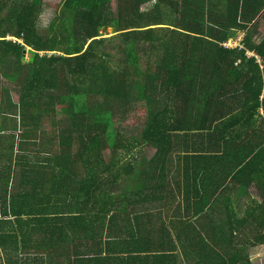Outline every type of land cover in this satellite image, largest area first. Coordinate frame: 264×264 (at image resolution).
Masks as SVG:
<instances>
[{"label": "trees", "instance_id": "1", "mask_svg": "<svg viewBox=\"0 0 264 264\" xmlns=\"http://www.w3.org/2000/svg\"><path fill=\"white\" fill-rule=\"evenodd\" d=\"M43 1L0 0L5 253L264 264V0Z\"/></svg>", "mask_w": 264, "mask_h": 264}, {"label": "crops", "instance_id": "2", "mask_svg": "<svg viewBox=\"0 0 264 264\" xmlns=\"http://www.w3.org/2000/svg\"><path fill=\"white\" fill-rule=\"evenodd\" d=\"M251 190H253V194ZM250 193L252 194V196H258L257 190L253 188L250 189ZM239 203H242L243 205L242 198L237 203V210L239 209ZM38 247L39 249L33 252H16L15 254H11L10 256L9 254L5 253L4 248L0 243V264H99L96 263V261H98L96 260L98 259L97 255L96 257L95 255H83L79 258H76L75 260H72L70 259V257H62V255L60 254L47 253V251H45L44 249L42 250L43 246Z\"/></svg>", "mask_w": 264, "mask_h": 264}, {"label": "rangeland", "instance_id": "3", "mask_svg": "<svg viewBox=\"0 0 264 264\" xmlns=\"http://www.w3.org/2000/svg\"><path fill=\"white\" fill-rule=\"evenodd\" d=\"M61 1L62 0H44L43 1L42 12L39 18V24L41 27L45 28L49 24L52 17L55 15L56 9L58 5L61 3ZM147 5H144L143 8H146ZM112 6H113V9H116V1L112 2ZM257 25H258L257 23L254 24L255 28H259L258 31L254 32V38L255 40L259 41L264 36V25L262 26H257ZM112 30L113 29L111 27H108L106 30H104V32H107L108 33L107 35H109L111 34ZM26 55L29 56L30 53H26ZM3 88L14 90L15 86L12 82H10L9 80L5 79L4 77L0 75V89H3ZM13 95H14L13 96L14 99L16 100L18 98L17 93L15 92ZM144 116H145V110L143 108H140L136 113V118H143ZM136 118L127 121L126 125H128V127H134L137 124L139 125V122L137 121ZM146 155H151V150H147ZM251 192L252 194L254 193L253 190H251ZM238 207L242 209L243 208L242 203H239ZM260 258L261 256L257 255L258 261Z\"/></svg>", "mask_w": 264, "mask_h": 264}, {"label": "built area", "instance_id": "4", "mask_svg": "<svg viewBox=\"0 0 264 264\" xmlns=\"http://www.w3.org/2000/svg\"><path fill=\"white\" fill-rule=\"evenodd\" d=\"M232 44H236V42H235V41H232V40H228V41L225 43V45H232ZM249 54L251 55V54H254V53L251 51V52H249Z\"/></svg>", "mask_w": 264, "mask_h": 264}, {"label": "water", "instance_id": "5", "mask_svg": "<svg viewBox=\"0 0 264 264\" xmlns=\"http://www.w3.org/2000/svg\"><path fill=\"white\" fill-rule=\"evenodd\" d=\"M108 27L107 26H101V32H104ZM112 28V27H111ZM113 29V28H112Z\"/></svg>", "mask_w": 264, "mask_h": 264}]
</instances>
